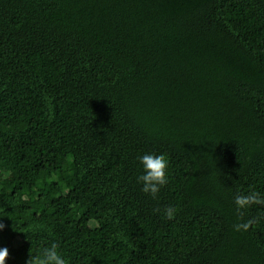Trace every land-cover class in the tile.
I'll use <instances>...</instances> for the list:
<instances>
[{"label":"trees","instance_id":"1","mask_svg":"<svg viewBox=\"0 0 264 264\" xmlns=\"http://www.w3.org/2000/svg\"><path fill=\"white\" fill-rule=\"evenodd\" d=\"M145 153L170 163L155 200ZM253 191L264 0H0L5 264L51 243L69 264H264V206L233 204Z\"/></svg>","mask_w":264,"mask_h":264},{"label":"clouds","instance_id":"2","mask_svg":"<svg viewBox=\"0 0 264 264\" xmlns=\"http://www.w3.org/2000/svg\"><path fill=\"white\" fill-rule=\"evenodd\" d=\"M138 165L141 169L140 174L136 177V183L141 186L140 190L152 199H158L161 190L169 184L170 180V163L166 155L145 153L137 157ZM233 204L238 218L243 219L244 214L253 207L264 206V195L258 192L248 194H236L233 196ZM5 211L0 207V214ZM177 210L173 207L164 209V216L167 220H173ZM253 220L240 222L234 225L237 232L248 231ZM94 226V222H93ZM5 230V225L0 223V232ZM31 228L29 231H36ZM9 257L7 247L0 248V264H5ZM26 264H69V259L60 250L57 243H51L47 246L40 247L33 255H30Z\"/></svg>","mask_w":264,"mask_h":264}]
</instances>
